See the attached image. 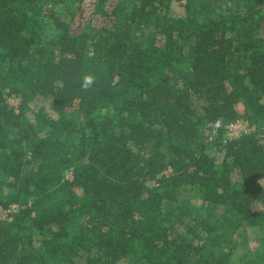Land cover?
<instances>
[{
	"label": "trees",
	"instance_id": "trees-1",
	"mask_svg": "<svg viewBox=\"0 0 264 264\" xmlns=\"http://www.w3.org/2000/svg\"><path fill=\"white\" fill-rule=\"evenodd\" d=\"M12 206L0 264H264V0H0Z\"/></svg>",
	"mask_w": 264,
	"mask_h": 264
},
{
	"label": "rangeland",
	"instance_id": "rangeland-1",
	"mask_svg": "<svg viewBox=\"0 0 264 264\" xmlns=\"http://www.w3.org/2000/svg\"><path fill=\"white\" fill-rule=\"evenodd\" d=\"M69 5L73 7V4H71V2L69 3ZM77 18L81 20L83 16L80 17L78 13ZM8 100H9V103L15 108H17L20 102V98L18 96H10ZM249 129H251L250 131H252L254 129V126L250 125ZM66 177L71 178L72 172L68 171L66 173ZM6 215L7 214L5 213V211L1 209L0 218H4L6 217ZM231 238H232V242L234 245V250H233L234 260H238L239 256L241 257L242 255H245V253L251 252L255 247V234L253 230L250 228L240 227L239 230L235 231L232 234ZM225 250H228V247H223L219 249L220 252L225 251Z\"/></svg>",
	"mask_w": 264,
	"mask_h": 264
},
{
	"label": "built area",
	"instance_id": "built-area-1",
	"mask_svg": "<svg viewBox=\"0 0 264 264\" xmlns=\"http://www.w3.org/2000/svg\"><path fill=\"white\" fill-rule=\"evenodd\" d=\"M249 121L247 119H243V118H239L235 121H232L228 124H222V122L220 120L216 121L213 125V132L214 133H218V131L223 128L224 129V133H223V137L225 140H232L235 139L239 136H241L244 133H248L250 132L251 129H249ZM215 136V135H214ZM214 136H212L210 139H212ZM14 208V206H12V208H10L8 211L4 210L6 214H8V212L12 211Z\"/></svg>",
	"mask_w": 264,
	"mask_h": 264
},
{
	"label": "clouds",
	"instance_id": "clouds-1",
	"mask_svg": "<svg viewBox=\"0 0 264 264\" xmlns=\"http://www.w3.org/2000/svg\"><path fill=\"white\" fill-rule=\"evenodd\" d=\"M95 82V77L92 74H86L83 76L82 79V87L84 89L90 88Z\"/></svg>",
	"mask_w": 264,
	"mask_h": 264
}]
</instances>
